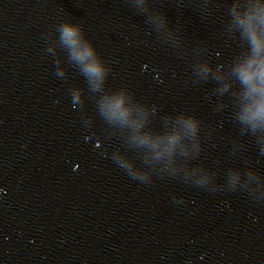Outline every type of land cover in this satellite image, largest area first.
Returning a JSON list of instances; mask_svg holds the SVG:
<instances>
[{"label":"water","instance_id":"water-1","mask_svg":"<svg viewBox=\"0 0 264 264\" xmlns=\"http://www.w3.org/2000/svg\"><path fill=\"white\" fill-rule=\"evenodd\" d=\"M249 66L264 0H0V264H264Z\"/></svg>","mask_w":264,"mask_h":264},{"label":"clouds","instance_id":"clouds-1","mask_svg":"<svg viewBox=\"0 0 264 264\" xmlns=\"http://www.w3.org/2000/svg\"><path fill=\"white\" fill-rule=\"evenodd\" d=\"M65 35L68 37H72L75 35V31L71 28H67L65 30ZM259 47V44L257 45ZM92 72H97L98 69L95 67H92L89 69ZM241 77L244 80L245 83L251 84L252 85V91L257 92L261 91L264 92V89L258 88L255 84H253V81L257 78L260 77L261 79H264V68L260 69L258 72H253L251 71V66L244 68L241 70ZM258 116H264V102H261L256 109L255 112L251 113L252 119H255Z\"/></svg>","mask_w":264,"mask_h":264}]
</instances>
